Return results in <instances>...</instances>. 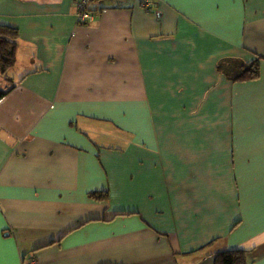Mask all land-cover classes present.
<instances>
[{
    "label": "crops",
    "instance_id": "obj_1",
    "mask_svg": "<svg viewBox=\"0 0 264 264\" xmlns=\"http://www.w3.org/2000/svg\"><path fill=\"white\" fill-rule=\"evenodd\" d=\"M77 1L0 0V264H264V0Z\"/></svg>",
    "mask_w": 264,
    "mask_h": 264
},
{
    "label": "trees",
    "instance_id": "obj_2",
    "mask_svg": "<svg viewBox=\"0 0 264 264\" xmlns=\"http://www.w3.org/2000/svg\"><path fill=\"white\" fill-rule=\"evenodd\" d=\"M150 1L152 2V0ZM17 41L18 31L16 29L0 25V73L4 77H6L7 72L15 64ZM259 59V57H255V59L249 63L236 59H223L217 63L216 70L232 82L252 81L259 76ZM4 94L5 92L0 91V98L4 96ZM91 197L96 200H104L107 195L93 193ZM247 252L248 251L243 249H232L219 252L215 255L213 264H247Z\"/></svg>",
    "mask_w": 264,
    "mask_h": 264
},
{
    "label": "built area",
    "instance_id": "obj_3",
    "mask_svg": "<svg viewBox=\"0 0 264 264\" xmlns=\"http://www.w3.org/2000/svg\"><path fill=\"white\" fill-rule=\"evenodd\" d=\"M94 0H78L77 1V22L80 24H87L92 22L94 19V14L90 10V5ZM140 6L144 11H151V1L150 0H139ZM21 264H36L33 258L23 261Z\"/></svg>",
    "mask_w": 264,
    "mask_h": 264
},
{
    "label": "rangeland",
    "instance_id": "obj_4",
    "mask_svg": "<svg viewBox=\"0 0 264 264\" xmlns=\"http://www.w3.org/2000/svg\"><path fill=\"white\" fill-rule=\"evenodd\" d=\"M110 1L116 2V1H125V0H108V2H110Z\"/></svg>",
    "mask_w": 264,
    "mask_h": 264
}]
</instances>
